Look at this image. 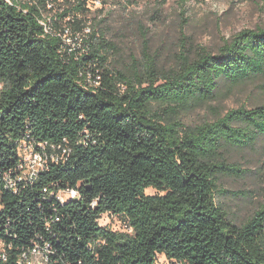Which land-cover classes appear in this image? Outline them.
Listing matches in <instances>:
<instances>
[{"label": "trees", "instance_id": "obj_1", "mask_svg": "<svg viewBox=\"0 0 264 264\" xmlns=\"http://www.w3.org/2000/svg\"><path fill=\"white\" fill-rule=\"evenodd\" d=\"M91 2L0 0V264L46 244L50 264H264V203L239 225L218 201L238 196L220 183L244 174L226 152L257 146L264 104L195 127L180 121L223 81L264 78V29L217 54L183 55L174 70L148 62L114 73L112 46L96 25L85 33ZM49 6L63 9L50 27ZM24 143L45 145L48 165L12 190L6 176ZM68 190L79 197L61 203ZM104 215L131 232L101 226Z\"/></svg>", "mask_w": 264, "mask_h": 264}, {"label": "rangeland", "instance_id": "obj_2", "mask_svg": "<svg viewBox=\"0 0 264 264\" xmlns=\"http://www.w3.org/2000/svg\"><path fill=\"white\" fill-rule=\"evenodd\" d=\"M49 9L44 18L51 25L63 9ZM88 18L91 27L85 33L96 25L95 30L112 46L109 70L133 74L152 62L167 72L178 68L183 55L194 56L200 49L217 54L236 34L264 29V0H108L106 5L100 0L90 4ZM70 26L66 21L61 24L68 45L74 47ZM262 104L264 78L235 86L223 81L213 100L193 105L180 114V121L195 127L213 123L231 110ZM226 158L244 174L221 179L222 188L238 196L218 201L230 219L241 225L264 203V137L253 149L227 151ZM147 194L156 192L148 190ZM100 225L113 232H131L112 215H104Z\"/></svg>", "mask_w": 264, "mask_h": 264}, {"label": "built area", "instance_id": "obj_3", "mask_svg": "<svg viewBox=\"0 0 264 264\" xmlns=\"http://www.w3.org/2000/svg\"><path fill=\"white\" fill-rule=\"evenodd\" d=\"M99 3L100 0H92V3ZM67 43V41H66ZM68 44V43H67ZM75 46V45H74ZM72 47V46H71ZM2 84L0 83V90ZM46 146L40 144L38 149L32 144L24 143L19 150L20 164L16 172L6 176L8 187L17 190L19 185L27 184L38 180L42 172L48 165V156ZM51 159H54L52 157ZM79 194L75 190L60 192L58 199L64 203L68 199L78 198ZM4 245L0 242V257L6 259ZM52 250L49 245L35 246L27 252H23L19 258V264H50V255ZM165 264V263H162Z\"/></svg>", "mask_w": 264, "mask_h": 264}]
</instances>
